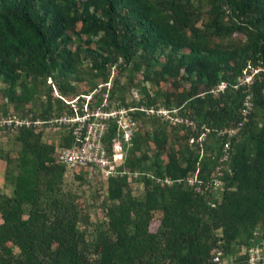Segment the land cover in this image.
Segmentation results:
<instances>
[{
	"label": "trees",
	"instance_id": "obj_1",
	"mask_svg": "<svg viewBox=\"0 0 264 264\" xmlns=\"http://www.w3.org/2000/svg\"><path fill=\"white\" fill-rule=\"evenodd\" d=\"M246 96L213 189L219 131L239 121ZM103 101L182 121L134 110L146 126L106 178L57 162L55 147L73 139L53 124L62 133L43 140L47 121L83 102L110 108ZM10 114L43 122L0 126L17 146L3 155L0 264H218L217 250L245 264L241 248L264 237V0H0V117ZM114 133L109 121L106 146Z\"/></svg>",
	"mask_w": 264,
	"mask_h": 264
},
{
	"label": "built area",
	"instance_id": "obj_2",
	"mask_svg": "<svg viewBox=\"0 0 264 264\" xmlns=\"http://www.w3.org/2000/svg\"><path fill=\"white\" fill-rule=\"evenodd\" d=\"M256 70L245 74L238 78L240 83L249 84L252 79V74ZM221 82L217 88L223 87ZM134 96H137L133 92ZM138 97V96H137ZM136 97V99H137ZM89 98V96H87ZM71 107L76 111L75 101L71 103ZM141 110L147 115L154 112L160 114L165 119L174 123L182 121L178 116H169V111L162 107L154 110L152 106L143 107H113L102 109L93 107L85 109L84 102L82 103V112L72 115L63 114L57 118H51L47 123L63 124L69 129L72 136V143L66 146H56L54 149L55 160L67 168L86 167L90 172L98 173L102 178H106L117 171V167L121 165L124 159V151L129 146L131 136L136 128V122L132 116L134 110ZM251 109V104L246 96L242 102L240 109V119L232 127L224 128L219 131V134L225 135L221 147V156L214 173L211 175L210 184L213 189L220 186L219 175L221 174L222 163L227 159L229 149V137L233 136L243 121L246 120L247 114ZM111 121L115 127V133L109 140V145L106 146L102 140V136L107 127V123ZM186 121V120H184ZM43 121L36 119L30 120L28 117H20L16 114H10L0 117V126L16 128L21 125L28 126L40 125ZM187 122V121H186ZM166 182H169L167 179ZM189 181H191L189 179ZM240 253H245V264H264V237L258 241L251 243L247 247H243ZM234 256L227 255L222 258L220 250L214 252L212 261L218 264H229Z\"/></svg>",
	"mask_w": 264,
	"mask_h": 264
},
{
	"label": "rangeland",
	"instance_id": "obj_3",
	"mask_svg": "<svg viewBox=\"0 0 264 264\" xmlns=\"http://www.w3.org/2000/svg\"><path fill=\"white\" fill-rule=\"evenodd\" d=\"M123 77H120V81H122ZM83 84L79 83L78 84V89L81 90V88H83L82 86ZM147 85V84H145ZM109 86V85H108ZM106 86V87H108ZM96 91V90H95ZM133 92L136 93L137 96H139V92L137 90V88H130L129 91L126 92V97L127 99H136L137 96H134ZM138 98V97H137ZM109 104V106L111 108L115 107V102L111 101L110 103H108L107 101H103L102 105H107ZM139 122V126L142 125L143 127H145L146 125H143L140 121ZM138 122H136V126L138 125ZM45 128V129H44ZM43 140L47 141V142H56L57 138L59 137V135L62 133V128L60 127H56V126H46L43 127ZM6 133L3 131H0V191L4 194H9L10 193V187L7 185H4L3 183V168H4V160H3V155L5 152H8L9 154L13 155L14 154V149L17 148L16 145L13 144L12 139H10V135H5ZM9 138H8V137ZM64 181L67 184V187L78 192V193H82L84 197H86L87 200H91L92 197V187L89 185H80L78 186L77 182L74 181L71 177L70 173H66L65 177H64ZM132 187H133V192L135 194H139V188L137 186V184L135 182L132 181ZM89 215H90V220L94 221L95 217H96V211L92 210L91 206H90V210H89ZM155 224L151 225V229H154Z\"/></svg>",
	"mask_w": 264,
	"mask_h": 264
}]
</instances>
